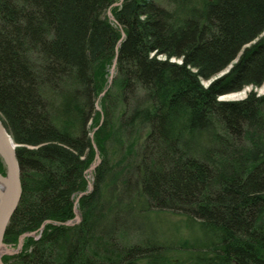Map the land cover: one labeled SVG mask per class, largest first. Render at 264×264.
Wrapping results in <instances>:
<instances>
[{
  "label": "trees",
  "instance_id": "trees-1",
  "mask_svg": "<svg viewBox=\"0 0 264 264\" xmlns=\"http://www.w3.org/2000/svg\"><path fill=\"white\" fill-rule=\"evenodd\" d=\"M262 84L264 0H0L3 263L264 264Z\"/></svg>",
  "mask_w": 264,
  "mask_h": 264
},
{
  "label": "water",
  "instance_id": "water-1",
  "mask_svg": "<svg viewBox=\"0 0 264 264\" xmlns=\"http://www.w3.org/2000/svg\"><path fill=\"white\" fill-rule=\"evenodd\" d=\"M117 3H114L115 5ZM107 17L110 20H114V16L112 15L110 9L107 10ZM124 34V33H123ZM113 67L111 68V75L109 76V82L112 79ZM99 109V107H97ZM95 146V145H94ZM16 144L12 140L10 134L8 133L6 127L4 126L1 118H0V158L5 167V174L2 175L0 173V264H4L2 261L3 255H11L19 251L22 247L23 238L26 235H30L32 233H24L19 236L18 249L11 248L8 244L3 241L4 233L6 226L15 211L17 204L19 202L22 188H21V180H20V167L16 158L15 152ZM95 157L96 161H94L88 170H92L97 163L99 162V152L96 149ZM92 189V183L89 182L88 190ZM85 192L79 194L82 195ZM78 198H76L75 203ZM75 217L74 219L68 220L64 222L66 225H72L75 222L81 220V217L78 216V211L75 207ZM45 222H48L46 220ZM44 222V223H45ZM44 223L41 225L43 227Z\"/></svg>",
  "mask_w": 264,
  "mask_h": 264
},
{
  "label": "rangeland",
  "instance_id": "rangeland-1",
  "mask_svg": "<svg viewBox=\"0 0 264 264\" xmlns=\"http://www.w3.org/2000/svg\"><path fill=\"white\" fill-rule=\"evenodd\" d=\"M173 61H178L180 62V60L177 58V59H174L173 58ZM223 73H225V71H222L220 72L218 75L216 76H213L212 78L210 79H207V80H203V84L204 85H207L211 82V80H213L214 78H216L217 76H220L222 75ZM250 91H254L257 95H261L264 93V84H262L261 86H251V85H248V86H245L242 90L240 91H236V92H231V93H227V94H223L221 96H219V99L222 100V101H234V100H241L243 98L246 97V95L250 92ZM16 146H20L19 144H16ZM3 164V163H2ZM91 172L92 170H88V176L89 178H91ZM91 190V189H90ZM90 190H87V191H90ZM77 209V207H76ZM78 211V209H77ZM75 212V211H74ZM78 216H80V213L78 211ZM74 219V218H73ZM171 219H176L175 218H171ZM76 223V222H75Z\"/></svg>",
  "mask_w": 264,
  "mask_h": 264
},
{
  "label": "flooded vegetation",
  "instance_id": "flooded-vegetation-1",
  "mask_svg": "<svg viewBox=\"0 0 264 264\" xmlns=\"http://www.w3.org/2000/svg\"><path fill=\"white\" fill-rule=\"evenodd\" d=\"M0 173H1L2 175H4V173H5V167H4V165L2 164L1 158H0Z\"/></svg>",
  "mask_w": 264,
  "mask_h": 264
},
{
  "label": "bare ground",
  "instance_id": "bare-ground-1",
  "mask_svg": "<svg viewBox=\"0 0 264 264\" xmlns=\"http://www.w3.org/2000/svg\"><path fill=\"white\" fill-rule=\"evenodd\" d=\"M2 120V119H1ZM12 138V137H11ZM13 140V139H12ZM14 141V140H13ZM16 144V143H15ZM15 149H16V147H15Z\"/></svg>",
  "mask_w": 264,
  "mask_h": 264
}]
</instances>
